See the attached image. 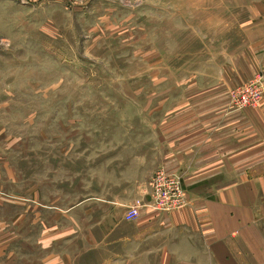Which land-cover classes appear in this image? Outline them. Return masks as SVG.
Instances as JSON below:
<instances>
[{"label":"rangeland","instance_id":"374dc122","mask_svg":"<svg viewBox=\"0 0 264 264\" xmlns=\"http://www.w3.org/2000/svg\"><path fill=\"white\" fill-rule=\"evenodd\" d=\"M259 45L264 0H0V264H127L113 212L167 140L264 110Z\"/></svg>","mask_w":264,"mask_h":264},{"label":"crops","instance_id":"0c3cea01","mask_svg":"<svg viewBox=\"0 0 264 264\" xmlns=\"http://www.w3.org/2000/svg\"><path fill=\"white\" fill-rule=\"evenodd\" d=\"M254 50L248 54L264 70V45ZM225 120L213 128L198 121L166 141L160 165L180 175L187 203L156 211L145 189L148 209L119 238L130 244L127 264H264V110ZM126 211L112 216L128 224Z\"/></svg>","mask_w":264,"mask_h":264},{"label":"built area","instance_id":"2783aa9c","mask_svg":"<svg viewBox=\"0 0 264 264\" xmlns=\"http://www.w3.org/2000/svg\"><path fill=\"white\" fill-rule=\"evenodd\" d=\"M253 85H244L238 93V99L244 104L250 103L257 96L256 90ZM246 94L243 95V92ZM252 95V97H250ZM255 96V97H254ZM151 201L148 205L149 208L156 211L170 212L175 211L186 205V192L182 184L180 175L160 169L152 179L151 186ZM141 207L132 206L129 207L125 214V220L136 221L140 218Z\"/></svg>","mask_w":264,"mask_h":264}]
</instances>
